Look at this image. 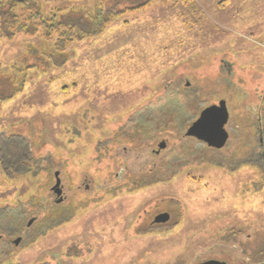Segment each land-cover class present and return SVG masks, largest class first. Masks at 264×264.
Segmentation results:
<instances>
[{
    "label": "rangeland",
    "instance_id": "rangeland-1",
    "mask_svg": "<svg viewBox=\"0 0 264 264\" xmlns=\"http://www.w3.org/2000/svg\"><path fill=\"white\" fill-rule=\"evenodd\" d=\"M38 1L83 26L103 6ZM108 4L62 53L0 31V264H264V0ZM221 99L225 146L185 135Z\"/></svg>",
    "mask_w": 264,
    "mask_h": 264
},
{
    "label": "trees",
    "instance_id": "trees-1",
    "mask_svg": "<svg viewBox=\"0 0 264 264\" xmlns=\"http://www.w3.org/2000/svg\"><path fill=\"white\" fill-rule=\"evenodd\" d=\"M107 1L103 0V8H96L94 11L97 13L94 15H90L82 8H71L70 11L79 12L89 20L85 23L88 25L83 26L78 14L70 19L65 17V14L62 15L60 10L56 8L46 12L38 0H0V31L2 30V34L6 33L3 34L4 37H12L16 33L31 37L38 35L45 41H50L55 37L53 49L62 53L66 50L67 44L100 34L112 17L121 14V12H112L114 8H110L109 4L107 6ZM146 3H133L130 5L126 3L127 5H124L122 10L134 11V9L144 7ZM17 10H19V13H16ZM6 80L8 81V79ZM15 83L16 81L13 80L11 84L15 85ZM13 93L6 98H10ZM0 100L3 99L0 98Z\"/></svg>",
    "mask_w": 264,
    "mask_h": 264
},
{
    "label": "water",
    "instance_id": "water-1",
    "mask_svg": "<svg viewBox=\"0 0 264 264\" xmlns=\"http://www.w3.org/2000/svg\"><path fill=\"white\" fill-rule=\"evenodd\" d=\"M229 111L226 107L225 100L221 99L217 105H208L203 108L194 122L187 128L185 135L193 137L196 140L205 143L206 146H210L214 149H220L225 146L228 140L229 133L225 129V125L228 123ZM165 142L158 145L163 149ZM57 175V173L55 174ZM57 177V176H56ZM57 189V194H60L59 179H56L54 185ZM168 213L159 214L155 220L157 222H166L169 219ZM198 264H226L218 260H207Z\"/></svg>",
    "mask_w": 264,
    "mask_h": 264
},
{
    "label": "flooded vegetation",
    "instance_id": "flooded-vegetation-1",
    "mask_svg": "<svg viewBox=\"0 0 264 264\" xmlns=\"http://www.w3.org/2000/svg\"><path fill=\"white\" fill-rule=\"evenodd\" d=\"M57 172H55V174H56ZM54 174V177H55V180H54V184L50 187V190L52 191V196L53 197H55V199H54V202H55V206H53L52 208H51V210H50V214H49V218L52 220L54 217H56V215H58V213L60 212V211H58L59 210V207H61V206H57V205H60V204H62V202L64 201V203H67V196H66V191H65V188L63 187V185L61 184V181H60V179H59V177L57 176L58 175V173H57V175H55ZM117 175H119V173L117 174ZM57 176V177H56ZM56 179H59V183H60V194L58 195V194H56L57 193V189L58 188H54V185H55V183H56ZM85 187L86 188H88V185H85ZM72 208H73V206L71 207H66L65 209H66V214L67 213H71V211H72ZM169 215V214H168ZM22 216V215H21ZM169 217V216H168ZM17 218H19L20 219V217L18 216ZM22 219V218H21ZM169 219H170V217H169ZM168 219V220H169ZM23 220V219H22ZM167 220V221H168ZM33 221H34V219H30V221L28 222V224H27V227H30L31 225H32V223H33ZM156 223H166V222H156ZM16 224H20V222H16ZM17 233L19 232V233H23V231L19 228V230L18 231H16ZM14 234H15V232H14ZM2 236H4V234H0V262H1V260L2 259H6V258H10L9 256H10V253L12 252L10 249L8 250H6V254H8L6 257L3 255V252H4V246L3 245H5L4 243L6 242V244H11V241L8 239L9 237H2ZM18 238V237H17ZM21 239V238H20ZM20 239H16V240H14L13 241V244L14 245H18V243L20 242L19 240Z\"/></svg>",
    "mask_w": 264,
    "mask_h": 264
}]
</instances>
